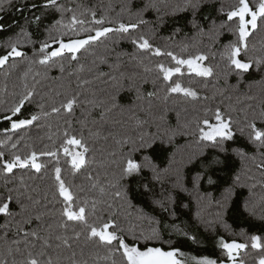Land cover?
I'll return each mask as SVG.
<instances>
[{
  "label": "snow or ice",
  "instance_id": "6c2138e0",
  "mask_svg": "<svg viewBox=\"0 0 264 264\" xmlns=\"http://www.w3.org/2000/svg\"><path fill=\"white\" fill-rule=\"evenodd\" d=\"M214 3L215 0H178L174 4H170L168 0H145L143 7L135 12H132L129 3L127 11L135 16V22L125 23L109 20V23L116 24V27H104L107 16L96 19V12L88 9L87 11L93 17L92 23L101 25V27L84 28L83 31L89 33L86 38L74 39L69 42L52 37L50 34L53 42L59 45L58 48L52 51H47L50 48L47 41L41 44L39 49L42 54L41 57L29 63L48 66L50 61L63 56L65 52L71 54V60H77L76 54L81 49L87 51L86 45L101 42L102 38H107L109 33L128 34L141 29V26H148L152 29L150 34L144 33L132 39V43L142 54L139 56L133 54L132 59L143 67L145 73L153 71V68L144 62L149 55L168 57L171 62H174L175 66H166L164 63L155 65L157 75L153 80V84L155 85L158 80L162 81V97L156 91L148 92L145 96L136 83L138 74L127 75L119 71L120 64L117 63L111 67L113 73L119 72V75L101 72L97 77L99 79L107 76L111 81L113 91L108 93L106 99H97L95 93H93L91 98L81 100V93L75 91L61 100L59 106L53 104L50 112L44 110V104H40L41 111L31 115L30 119L13 120L12 117L21 113L25 102L30 101L34 96L36 84L40 83L37 77H46L47 75L46 72L42 74L39 70H36L33 74L34 83L29 86L26 82L28 75L32 73V68L29 67L28 72H25L20 78L23 82V91L12 106L7 109L11 113V116H5V119L11 122L9 131L15 133L18 129H23L40 120L41 116L71 114L74 107L80 104L86 106L88 116H91L93 110L98 109V119L89 120L86 117L81 120L79 122L81 128L78 133L70 132L66 128L59 147H56L55 142H53L51 148L46 146L43 151L31 150L24 155L13 153L11 159L8 160H4V154L0 152V180L3 181V190L0 191V216L5 218L4 223L0 224V264H184V261L178 258L183 255L178 249L163 250L160 247H146L142 250L137 246L129 245L126 243L124 236L121 235L124 229L115 219L125 204L131 207L128 196L132 181H135L138 186H142L145 194H152L151 183L144 176L145 169L152 173V181L159 182L162 179L161 170L158 169L148 155L144 154L153 147L158 137L140 130L148 121L136 117L133 107L126 108L125 105L119 102L120 92L125 89L130 92L134 91L136 95L132 105L140 107V110L143 111V104L147 101L150 115L153 107V97L162 99L165 102L174 96L177 98L183 97L186 101H197L201 97L191 85L185 86L179 80L172 79L176 74L183 75L181 69L184 66L187 67L189 75L194 74L196 77L205 80L219 76H223L227 80L229 75H234L237 78L236 84L230 85L234 91H238L239 86L244 83L246 74H250L252 71L260 74L258 83L261 84L258 94L241 93L236 96L234 103H229L223 109L217 107L214 113L216 121L214 125L210 124L207 119L201 122L204 127L197 125L199 132L197 143L208 142L204 144V147H211L217 154L202 165L205 171L203 174H197L194 178L193 184L195 187L199 188L200 181L205 177L209 184L215 183L209 174V170L214 171L219 166L225 165L226 161L220 158L219 153L229 151V145L226 142L235 141L237 132L255 149V152L249 156L243 149L234 148L232 149L233 153L243 162L250 160L254 167L260 170V179L256 180L254 184H248L242 180V175L247 180L254 179V176L248 175L252 171L251 168L242 173H237L232 178L231 185L225 188L221 200L217 201L214 221L206 222L197 213L198 219L206 225L213 222L223 223L224 214L236 188L247 187L250 192L257 184L264 188V36H261L256 43H253L251 39L260 30L261 25L264 24V0H257L254 8L250 6L249 0H237L227 10L221 5L215 10L225 19L217 24L209 15H205L204 20L209 21L208 25L205 26L198 21L197 16L203 8ZM43 7L54 8L62 16L66 12L72 13L70 24L64 25L62 20H57L56 25L68 27L77 34L78 30L75 26H83L86 23L85 20L80 19L76 10L61 6L58 0H45ZM149 10H153L156 14V19L151 22L145 19L144 16ZM180 13H191L188 24L192 28V39L200 37V43H203V38L207 37L210 42L207 52L198 49L195 53H188L185 56L183 53L190 46L186 42L182 43L179 54L171 47L161 48L153 44L152 37L156 35L155 29L166 23L165 17L176 16ZM80 15H83V13ZM34 19L38 22L40 17L37 16ZM56 25H53V28ZM225 29L231 32L235 38L223 46V51L219 53L220 62L214 64L211 61L216 60L217 53L212 51V46L216 44ZM181 31V28H175L167 39L174 41L176 35ZM93 32L94 35L91 34ZM187 39V34H185V40ZM8 47L9 50L6 54L0 55V69L4 70L5 78L17 67L16 63L9 64V60L23 58L25 55L18 50L16 43H11ZM206 61L208 63H205ZM60 71H64L63 65L60 66ZM143 79L144 82H147L146 77ZM124 80H127L128 83L125 84ZM107 82L105 81V83ZM91 83V80L77 78L78 89H83L85 85ZM0 91L6 92L7 84ZM216 92L223 96L225 90L217 89ZM57 95H60V93H57ZM226 98L232 101L231 95ZM203 99L209 100L211 98L204 96ZM126 110L132 113L130 118H135V127L130 131L125 128L124 121L109 120L110 114L117 111L123 114ZM166 112L167 109H164V114L153 117V120L163 121ZM177 116L179 117V113H177ZM65 124L68 125V128H71V121L65 119ZM89 124L92 126L90 127ZM186 127L184 125L166 129L165 135L168 142L170 143L177 135H188L187 131H182V128L186 129ZM85 132H87V135H85ZM20 139L22 140L23 137H20ZM48 139L51 140L52 136L49 135ZM10 140L11 137H8L0 141V146H6ZM19 142L20 140H17L12 143L11 148H17ZM100 142H103V144ZM109 143L114 147H107ZM60 151H63L67 158L65 163L69 165V174L73 177L78 174L83 175L85 183L75 185L65 179L58 159ZM89 153H91V158H89ZM98 154L99 160H97ZM200 154H203L202 149ZM41 156L57 158L50 176L52 183L49 185V191L51 192V202L54 205L59 204L60 207L53 210H49L47 204L42 205L39 199L34 198L31 192L37 189L30 188L26 183L29 179L42 178L38 174H41L46 165L38 162ZM90 164H95L97 167L89 171L88 166ZM15 169L27 170V175L16 176ZM93 171L96 172L95 176L92 174ZM168 171V169L163 170L164 173ZM181 179L182 177L177 171V181L173 187L186 191L180 182ZM44 199L47 201V193ZM202 199L204 198L198 197V200ZM168 200L171 201V196L168 197ZM13 203L16 205L15 211L11 208ZM154 203L158 204L163 210H168L163 201H154ZM243 209L248 215L264 221V198L259 203L245 199ZM103 213H107L106 219L100 215ZM49 215L57 217V219L53 223H46L44 217ZM90 217H95L100 222L90 221ZM33 221L37 222V226L28 230L25 226L31 225ZM176 230L181 231L179 228ZM182 234L196 242L194 235L188 232ZM9 236H11V239H9ZM133 238L158 239L159 232L153 229L148 235L141 233L140 237H136L133 234ZM219 246L223 249V254L227 258L226 261L203 258L197 260L196 264H247L245 257L250 255L248 252L249 247L256 254L254 257L255 264H264V237L260 235H250L243 243L235 240L230 243L220 240Z\"/></svg>",
  "mask_w": 264,
  "mask_h": 264
},
{
  "label": "trees",
  "instance_id": "16d2710c",
  "mask_svg": "<svg viewBox=\"0 0 264 264\" xmlns=\"http://www.w3.org/2000/svg\"><path fill=\"white\" fill-rule=\"evenodd\" d=\"M44 2L45 0H0V55L6 54L9 50L8 45L11 43H16L18 50L25 54L23 58L9 60V64L16 63L17 67L7 78L4 76V70L0 69V89H3L5 84H7V91H0V141L11 137L6 146H0V152L4 154V160L11 159L13 153L24 155L31 150H36L37 152L43 151L46 146L51 148L53 142H55L56 147H59L66 128L70 132L74 131L78 133L81 128L79 123L81 120L86 117L89 120L93 118L98 119V109L93 110L91 116H88V109L83 104H80L74 107L71 114L62 113L61 115L53 114L49 117L41 116L40 120L33 122L32 125L26 126L23 129H18L15 133L9 131L11 122L5 119V116H11V113L7 109L12 106L23 91V82L20 78L25 72H28L29 67L32 68V73L28 75L26 81L29 86L34 83L33 74L36 70H39L42 74L46 72L47 75L46 77H37L40 83L36 84L34 96L30 101L25 102L21 113L12 117L13 120L30 119L31 115L41 111L40 104H44V110L50 112L53 104L59 106L61 100L75 91L81 93V100L91 98L93 93H95L97 99H106L108 93L113 91L111 81H109L107 76L100 77L99 79L97 77L101 72L119 75V72L113 73V68L111 67L117 63L120 64L119 71L127 75L138 74L136 83L145 96L148 92L156 91L162 97V81L158 80L155 85L153 84V80L157 75L155 65L157 63H164L166 66H175L174 62H171L168 57L149 55L148 59L144 62L149 67H152L153 71L145 73L143 67L136 60L132 59L133 54L142 55L132 43V39L144 33L150 34L152 29L148 26H141V29L128 34L109 33L108 37L102 38L101 42L86 45L87 51L81 49L76 54L77 60H71V54L65 52L63 56L56 57L53 61H50L48 66H41L38 63L30 64V61L38 60L41 57L42 54L39 49L44 41H47L50 45L47 51H52L59 47L50 38V34L52 37L69 42L74 39L86 38L89 33L83 31L84 28L94 29L101 27V25L92 23L93 17L87 11L88 9L96 12V19H99L101 16H107L103 25L104 27H116L117 25L110 24L109 20L123 21L125 23L130 21L135 22V16L127 11V6L130 3L132 12H135L137 9L143 7L145 0H58L61 6L76 10L80 19L86 21L83 26H75L78 34L68 27L56 25L57 20H62L64 25L70 24L72 13L66 12L62 16L54 8H44ZM168 2L174 4L178 0H168ZM236 2L237 0H215L213 5L201 10L197 19L200 23L207 26L209 21L204 20V16L209 15L219 24L225 17L215 9L223 5L224 9L227 10L229 6ZM256 3L257 0H249V4L253 8ZM81 13L83 15H80ZM37 16L40 17L38 22L34 19ZM144 16L150 22L156 19V14L153 10H149ZM165 19L166 23L155 29L156 35L152 37L154 45L161 48L171 47L179 54L182 43L186 42L190 46L183 53L185 56L188 53H195L198 49L205 52L208 51L210 42L207 37L203 38V43H200V37L192 39V28L188 24V21L191 19V13H180L176 16H167ZM53 25H56L55 28H53ZM177 27L181 28L182 31L176 35L174 41H169L167 37ZM91 34L94 35V32ZM185 34H187V40H185ZM261 36H264V24L261 25L260 30L251 38L252 42H258ZM234 38L227 29L222 32L216 44L212 46V51L217 53L216 60L211 61L212 63L220 62L219 53L223 51V46ZM205 63H208V61ZM61 65L64 66L63 72L60 71ZM181 72L183 75L176 74L172 79L179 80L185 86L191 85L199 93L201 97L199 100L186 101L183 97L177 98L174 96L165 102L162 99L153 97V107L150 115L147 101L143 104V111L140 110V107L132 105V101L136 95L134 91L130 92L125 89L120 92L119 102L125 105L126 108L129 106L133 107L136 117L148 121L140 130L158 137L153 147L144 154L148 155L158 169L161 170L162 179L159 182L152 181V173L145 169L144 176L151 183L152 194H145L143 187L138 186L135 181H132L128 196L131 207L125 204L115 219L124 229L121 235L124 236L126 243L137 246L142 250L146 247H160L163 250L178 249L183 253L182 256H179V259L184 261V264H194L188 260L190 257L226 261L223 249L219 246L220 240L228 243L234 240L243 243L253 234L264 237V221L248 215L243 209L245 199L259 203L264 198V188H261L259 184L255 188H252L251 192L247 187L236 188L229 202L228 209L224 214V222H213L210 225L202 223L198 219L197 213L206 222L214 221L217 211V201L221 200L225 188L231 185L232 178L237 173H242L251 168L252 171L248 175L254 176V179L247 180L242 175V180L248 184H254L256 180L260 179V170L256 169L250 160L243 162L233 153L232 149L234 148L243 149L249 156L255 152V149L237 132L235 141L226 142L229 145V151L227 153H219L220 158L226 161L225 165L219 166L214 171L209 170V174L215 183L209 184L205 177L200 181L199 188L195 187L193 184L194 178L197 174H203L205 171L202 165L211 159L213 155L217 154L211 147H204V144L208 142L197 143L199 137L197 125L199 124V127H204L201 123L204 119H207L210 124L214 125L216 123L214 118L215 109L217 107L223 109L229 103H234L237 95L241 93L258 94L261 88V84L258 83L260 81V74L255 71L246 74L244 83L239 86L238 91H234L230 87V85L236 84L237 78L234 75H229L227 80L223 76L210 77L205 80L204 78L196 77L194 74L189 75L186 66L182 67ZM78 77L80 80H91L92 83L85 85L83 89H78ZM144 77L147 78V82H144ZM105 81L108 82L105 83ZM124 83L127 84L128 81L124 80ZM217 89H224V95L218 94L216 92ZM57 93H60V95H57ZM228 95L232 96V101L226 98ZM204 96H208L211 99L204 100ZM164 109H167L165 119L163 121L158 119L153 120V117L164 114ZM177 113H179V117ZM130 117H132V113L127 110L123 114L117 111L110 114L109 120L124 121L125 128L130 131L135 127V118ZM65 119L71 121V128H68V125L65 124ZM184 125L187 127L186 129L182 128V131H187L189 134L177 135L169 143L165 135L166 129ZM89 126L91 127L92 125L89 124ZM49 135L52 136L51 140L48 139ZM85 135H87V132H85ZM20 137H23V139L21 140ZM17 140H20L17 148H11V144ZM89 143L91 145V141ZM100 143L103 144V142ZM107 147H114V145L109 143ZM201 149L203 154H200ZM89 158H91V153H89ZM99 158L98 154L97 160ZM55 159L57 158L48 156L39 157L38 162L46 165L42 169L41 174H38L42 178L26 181L30 188L37 189L31 192V195L39 199L42 205L47 204L49 210L60 207L59 204L54 205L51 202V192L49 191V185L52 183L50 176ZM58 159L62 168V174L69 183L75 185L85 183L83 175L78 174L73 177L69 174V165L65 163L67 158L63 151L59 152ZM96 167L97 165L90 164L88 170L92 171ZM164 169H168L169 171L164 173ZM177 171H179L182 177L180 182L186 191L173 187L177 181ZM14 172L16 176L21 174L27 175V170L15 169ZM92 174L95 176L96 172L93 171ZM125 183L127 184L128 182ZM9 186L11 187V185ZM2 190L3 181L0 180V191ZM46 193L48 195L47 201L44 199ZM169 196H171V201L168 200ZM198 197H203L204 199L198 200ZM154 201H163L168 210H163ZM11 208L15 211L16 205L13 203ZM100 215L104 219L107 218V213ZM4 219L3 216H0V224L4 223ZM55 219L57 217L51 215L44 217L46 223H53ZM89 219L97 223L100 222L95 217H90ZM36 226L37 222L33 221L31 225H26L25 227L31 230ZM177 228L181 231L178 232ZM153 229L159 232L158 239L144 240L143 238H133V234L136 237H140L141 233L148 235ZM183 232L194 235L196 242L188 239L182 234ZM9 239H11V236H9ZM248 252L250 255L245 257L247 264H255L254 257L256 254L252 252L250 247Z\"/></svg>",
  "mask_w": 264,
  "mask_h": 264
},
{
  "label": "rangeland",
  "instance_id": "374dc122",
  "mask_svg": "<svg viewBox=\"0 0 264 264\" xmlns=\"http://www.w3.org/2000/svg\"><path fill=\"white\" fill-rule=\"evenodd\" d=\"M200 259H203V258H194V257H190V258H188V260H189L190 262L194 263V264H196V261H197V260H200Z\"/></svg>",
  "mask_w": 264,
  "mask_h": 264
},
{
  "label": "flooded vegetation",
  "instance_id": "af4514ba",
  "mask_svg": "<svg viewBox=\"0 0 264 264\" xmlns=\"http://www.w3.org/2000/svg\"><path fill=\"white\" fill-rule=\"evenodd\" d=\"M179 258V257H178ZM227 259V258H226Z\"/></svg>",
  "mask_w": 264,
  "mask_h": 264
}]
</instances>
